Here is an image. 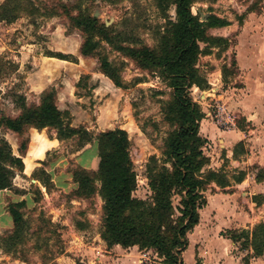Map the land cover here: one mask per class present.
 Wrapping results in <instances>:
<instances>
[{
	"label": "rangeland",
	"instance_id": "374dc122",
	"mask_svg": "<svg viewBox=\"0 0 264 264\" xmlns=\"http://www.w3.org/2000/svg\"><path fill=\"white\" fill-rule=\"evenodd\" d=\"M27 1L31 2L30 10L34 9L32 13L22 10L13 22H0V117L18 115L19 96L27 106H36L43 93L53 90L57 108L69 113L70 127L84 128L92 139L108 130L126 132L136 175L133 197L148 199L145 165L150 156L160 158L162 141L172 129L160 110L162 102L170 99V90L102 41L97 53L82 57L79 46L83 35L69 16H92L105 28L132 32L140 46L153 49L158 44L156 29L164 24L153 0ZM5 2L0 0V6ZM262 6V0H197L192 12L204 15L210 8L217 16L231 20V30L216 29L209 35L232 40L238 36L247 9L253 7L258 13ZM168 14L174 20L173 7ZM255 35L259 36V32L255 31ZM200 48L203 50L204 45L200 44ZM224 51L212 49L210 54L199 56L197 67L207 87L189 90V97L204 113L203 119L214 127L205 114L211 113L217 101L227 109L224 91L241 87L235 67H231L232 51ZM103 55L115 67L122 88H116L100 71L99 58ZM224 66L227 71L222 73ZM158 91L161 95H156ZM234 121L235 127H245L240 118ZM0 138L23 164L21 171L14 170L11 188L0 192V264H90L87 247L98 244L100 239L102 201L97 195L84 197L75 193L72 172L79 168L89 173L97 171L96 142L79 147L77 140L59 141L53 131L32 126L20 134L0 129ZM213 149L207 143L203 153L212 156ZM44 174L49 175L52 184L48 191L38 182ZM20 201L26 203L20 209L24 230L20 242L5 252L4 239L14 230L8 205ZM177 201L176 198L175 205ZM191 257L192 251L188 250L184 264ZM159 262L146 258L144 264Z\"/></svg>",
	"mask_w": 264,
	"mask_h": 264
},
{
	"label": "trees",
	"instance_id": "16d2710c",
	"mask_svg": "<svg viewBox=\"0 0 264 264\" xmlns=\"http://www.w3.org/2000/svg\"><path fill=\"white\" fill-rule=\"evenodd\" d=\"M197 0H153L155 9L164 24L156 29L158 44L149 49L140 46L132 32H119L99 25L96 18L80 13L69 16L79 29L83 39L79 46L82 57H91L106 43L117 53L132 59L140 68L170 90V99L162 102L161 113L165 122L172 126L162 143L160 158L150 156L145 165V179L150 196L146 200L133 197L136 175L129 157V140L124 130L114 129L98 134L92 139L84 128L69 126V113L60 111L54 99V91L42 94L36 106H27L19 96V113L15 117H0V129L15 134L26 127L49 130L59 141L77 140L78 146L96 142L98 165L96 172L79 168L72 172L75 193L84 197L97 195L102 201V226L99 237L107 248L137 247L139 251H152L161 264H183L182 252L187 248V235L199 222V210L206 204L205 192L213 184L219 189L230 185V179L222 170L208 168L210 160L203 153L207 141L199 135V124L204 118L200 107L189 97V90H204L206 79L200 74L197 61L200 55L210 54L212 49L224 51L229 46L227 38L211 36L209 32L229 26L208 8L204 15L193 13ZM27 0H6L0 6V22L11 23L20 11L32 13ZM174 8V20L168 14ZM254 9H247L253 12ZM241 20V19H240ZM204 45V49L200 48ZM137 46L134 48L133 46ZM60 60H67L58 56ZM234 67V62L231 64ZM99 68L116 88L122 83L114 66L105 55L99 58ZM224 66L222 73L226 72ZM161 95V92H155ZM244 153L243 144L233 149V156ZM20 158L12 155L6 141L0 138V192L12 186L14 170L21 171ZM244 173L231 176L235 183L243 180ZM38 182L49 190L52 186L48 174ZM178 199L176 205L174 200ZM25 201L8 205L13 224L12 236L4 239L5 252H10L24 230L20 209ZM221 236L238 244L241 250H252L243 258L244 264L264 252V223L251 230L227 231ZM75 264H81L76 262ZM198 264V262H196Z\"/></svg>",
	"mask_w": 264,
	"mask_h": 264
},
{
	"label": "crops",
	"instance_id": "0c3cea01",
	"mask_svg": "<svg viewBox=\"0 0 264 264\" xmlns=\"http://www.w3.org/2000/svg\"><path fill=\"white\" fill-rule=\"evenodd\" d=\"M262 4L258 13H245L237 38H232L233 41L227 38L241 87H229L222 98L230 114L240 118L245 127L222 131L205 119L199 124V135L214 147L212 156H207L211 159L208 168L222 170L230 179V185L219 189L212 184L204 193L206 204L198 212L197 226L187 235L183 264L188 250L192 251L188 264H244L243 258L252 255V250H241L238 244L221 234L251 230L264 223V0ZM228 21L229 26L225 28L232 29L234 25ZM255 31L259 36H254ZM216 75L220 76V72L216 71ZM238 143L243 144L244 153L233 156ZM238 172H243L244 178L235 183L231 176ZM87 254L90 264H144L146 258L158 260L151 250L107 248L100 239L98 244L87 247ZM247 264H264V252L250 258Z\"/></svg>",
	"mask_w": 264,
	"mask_h": 264
},
{
	"label": "built area",
	"instance_id": "2783aa9c",
	"mask_svg": "<svg viewBox=\"0 0 264 264\" xmlns=\"http://www.w3.org/2000/svg\"><path fill=\"white\" fill-rule=\"evenodd\" d=\"M211 107V113L205 116L210 118L219 130L228 131L235 128L234 117L220 101L215 102Z\"/></svg>",
	"mask_w": 264,
	"mask_h": 264
}]
</instances>
